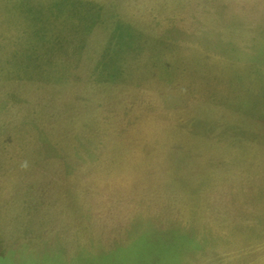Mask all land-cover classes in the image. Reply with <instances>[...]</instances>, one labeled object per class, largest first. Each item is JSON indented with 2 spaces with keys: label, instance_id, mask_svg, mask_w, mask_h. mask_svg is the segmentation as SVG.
Here are the masks:
<instances>
[{
  "label": "rangeland",
  "instance_id": "374dc122",
  "mask_svg": "<svg viewBox=\"0 0 264 264\" xmlns=\"http://www.w3.org/2000/svg\"><path fill=\"white\" fill-rule=\"evenodd\" d=\"M214 1L0 0V134L57 194L0 264H264V0Z\"/></svg>",
  "mask_w": 264,
  "mask_h": 264
},
{
  "label": "crops",
  "instance_id": "0c3cea01",
  "mask_svg": "<svg viewBox=\"0 0 264 264\" xmlns=\"http://www.w3.org/2000/svg\"><path fill=\"white\" fill-rule=\"evenodd\" d=\"M160 1L165 3L167 10L169 6L178 0ZM163 2L159 3L161 4ZM215 5L216 2L213 0V4L210 6L213 12L215 11ZM129 7L131 8V4H129ZM218 7L220 8L217 11L219 23L221 24L223 22L221 18H225L224 22H227V2H219ZM133 12L135 13L134 26L145 30L142 19H137V16L140 15V11L136 6H134ZM180 21L182 25L185 24L184 17ZM212 21L213 18L209 15H204V17H202V15L197 16L193 21L191 18H188V22L193 28H198L200 25L209 26ZM131 22L133 21L129 23ZM129 27L132 28L131 26ZM182 30L184 31L183 26ZM146 31L152 34L151 29L147 28L143 33L146 34ZM184 44L182 40V47H184ZM194 48L198 49V46H194ZM216 56L227 59V56ZM37 130L38 131L31 133L14 132L6 133L5 135L4 133L0 134V223L10 224V228L16 225L23 226L25 218H34V213L38 205L42 206L44 210V204H40L41 201L39 196H44L42 201L48 204L50 217H55L57 214L55 213L57 194L55 195L50 189L51 185L54 186V182L52 184L51 179L40 178V174L43 171V168L42 171H40L42 167L41 164L45 161H39V158L33 155L45 142V134L38 128ZM24 142L28 143L25 149H22V146L21 149L17 147L19 146L18 144H23ZM36 171L39 173L38 175H36ZM52 194L56 200L53 204L51 203L50 197ZM50 205L53 206L52 212L50 211Z\"/></svg>",
  "mask_w": 264,
  "mask_h": 264
}]
</instances>
